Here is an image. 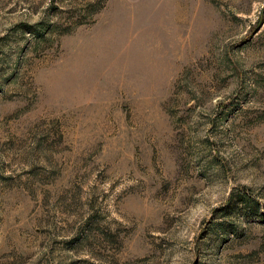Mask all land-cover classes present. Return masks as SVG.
Here are the masks:
<instances>
[{"label": "rangeland", "instance_id": "obj_1", "mask_svg": "<svg viewBox=\"0 0 264 264\" xmlns=\"http://www.w3.org/2000/svg\"><path fill=\"white\" fill-rule=\"evenodd\" d=\"M0 264H264V0H0Z\"/></svg>", "mask_w": 264, "mask_h": 264}]
</instances>
